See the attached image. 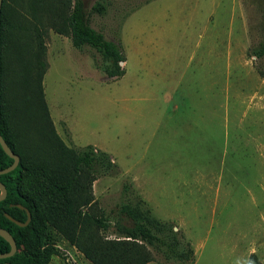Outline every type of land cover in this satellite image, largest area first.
Segmentation results:
<instances>
[{
    "label": "rangeland",
    "instance_id": "rangeland-1",
    "mask_svg": "<svg viewBox=\"0 0 264 264\" xmlns=\"http://www.w3.org/2000/svg\"><path fill=\"white\" fill-rule=\"evenodd\" d=\"M73 1L8 0L6 13L33 52L44 44L56 135L73 151L108 153L119 170L93 183L85 232L118 237L116 222L131 224L121 206L137 196L191 243L192 264H264V57L252 53L264 44V0H107L104 15L83 0L91 26L121 47L118 79L96 49L54 31ZM49 235L59 254L48 264H93Z\"/></svg>",
    "mask_w": 264,
    "mask_h": 264
},
{
    "label": "trees",
    "instance_id": "trees-1",
    "mask_svg": "<svg viewBox=\"0 0 264 264\" xmlns=\"http://www.w3.org/2000/svg\"><path fill=\"white\" fill-rule=\"evenodd\" d=\"M7 1L3 0L0 12V135L19 155L20 164L0 176L7 189L6 199L0 202V228L11 233L18 251L13 257L1 259L0 264H48L59 254L50 239L52 228L93 264H149L155 262L156 256L163 258L165 264H192L195 252L191 243L171 222L153 216L146 202L137 196L121 206V214L131 224L117 221L118 237H104L98 230L85 232L89 218L85 209L94 202L93 183L119 170L108 153L91 145L73 151L54 132L42 87L47 67L40 59L45 53L44 44L38 52L27 46V40L17 34L23 28L12 23L6 13ZM106 10L107 0H98L92 7V12L100 15ZM57 18L61 23L53 26L54 31L71 38L77 49L85 45L96 49L108 62L103 69L108 78L118 79L125 74L120 66V62H126L121 47L91 26L83 0H74ZM252 53L262 59L264 44ZM35 61L40 70L34 67ZM261 75L264 77L263 72ZM31 85L35 97L33 113L29 115L26 102ZM13 162L0 145V170ZM130 188L125 186L126 194ZM27 211L32 218L26 227L6 216L25 223ZM93 221L108 230L100 219ZM10 250V244L0 236V254ZM250 264H258L254 256Z\"/></svg>",
    "mask_w": 264,
    "mask_h": 264
},
{
    "label": "water",
    "instance_id": "water-1",
    "mask_svg": "<svg viewBox=\"0 0 264 264\" xmlns=\"http://www.w3.org/2000/svg\"><path fill=\"white\" fill-rule=\"evenodd\" d=\"M2 5H3V0H0V12L2 10ZM125 63L124 62H120V66H123ZM1 88V85H0ZM0 145L2 147V149L4 150V152L14 160L13 164L3 170H0V176L1 175H5L8 174L12 171H14L20 164V157L19 155L15 154L12 149L9 147V145L6 143V141L4 140V138L0 135ZM7 197V189L5 187V185L3 183L0 182V202L4 201ZM18 207L24 209L23 206L19 205ZM8 219H10L12 222L16 223L17 225L21 226V227H26L27 225H29L30 221H31V213L29 211H27V221L25 223H22L20 221L15 220L14 218H12L10 215H6ZM0 236L2 238H4L11 246V250L8 253L5 254H0V260L1 259H8L10 257H13L17 251V243L14 239V237L11 235V233L9 231H7L6 229L0 228ZM2 264H11V263H2Z\"/></svg>",
    "mask_w": 264,
    "mask_h": 264
}]
</instances>
